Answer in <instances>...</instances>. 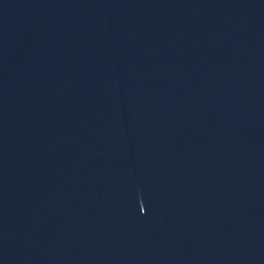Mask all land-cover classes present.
Returning <instances> with one entry per match:
<instances>
[{
  "label": "water",
  "instance_id": "1",
  "mask_svg": "<svg viewBox=\"0 0 264 264\" xmlns=\"http://www.w3.org/2000/svg\"><path fill=\"white\" fill-rule=\"evenodd\" d=\"M264 93V0H121Z\"/></svg>",
  "mask_w": 264,
  "mask_h": 264
}]
</instances>
